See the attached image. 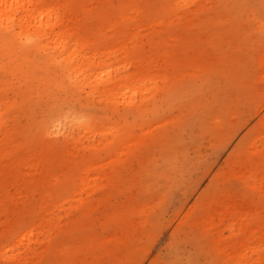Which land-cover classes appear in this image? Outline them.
Returning <instances> with one entry per match:
<instances>
[{
  "label": "rangeland",
  "instance_id": "374dc122",
  "mask_svg": "<svg viewBox=\"0 0 264 264\" xmlns=\"http://www.w3.org/2000/svg\"><path fill=\"white\" fill-rule=\"evenodd\" d=\"M44 1L64 48L0 22V264H264V0Z\"/></svg>",
  "mask_w": 264,
  "mask_h": 264
},
{
  "label": "bare ground",
  "instance_id": "6f19581e",
  "mask_svg": "<svg viewBox=\"0 0 264 264\" xmlns=\"http://www.w3.org/2000/svg\"><path fill=\"white\" fill-rule=\"evenodd\" d=\"M59 7L60 6L56 7L57 10ZM65 8H66V5H65ZM57 10L54 7L46 5L44 0H0V22H6V24L10 25L9 27H13L14 25H16V29H17L16 33H17V35L20 36V39H21V37H25V39L28 40L30 35H34L36 37L41 38L43 36H47L48 34H53L55 42H53V41H51V42L56 43L57 45H61V47L64 48L65 44H63L61 38L56 37V35H55L56 33H54V26L58 23L60 17L62 16V15L60 16L58 14L60 12H58ZM71 28H73V27H71ZM73 29L75 30V28H73ZM60 33H61V31H59V34ZM65 34H66V32H65ZM77 34H78V32H77ZM66 37H67V35H66ZM68 37H69V35H68ZM51 39L53 40V38H51ZM78 39H80V38H78ZM74 48H75V46H74ZM72 49H71V51L73 52V55H74L75 50L74 49L72 50ZM69 54L71 55L72 53H69ZM70 55H69V57H70ZM69 57H68V59H69ZM104 76H105V74H104ZM107 76L110 77L111 74L107 75ZM110 79H112V78H109V80ZM247 259H248V257H247ZM245 262H246V259H245ZM250 262H251V260H250ZM246 263L248 264V261ZM255 264H256V262H255Z\"/></svg>",
  "mask_w": 264,
  "mask_h": 264
}]
</instances>
